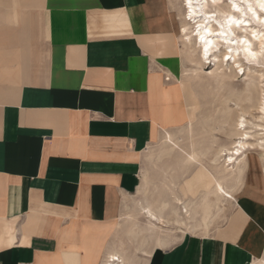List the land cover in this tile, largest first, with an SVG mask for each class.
<instances>
[{
	"label": "crops",
	"instance_id": "0c3cea01",
	"mask_svg": "<svg viewBox=\"0 0 264 264\" xmlns=\"http://www.w3.org/2000/svg\"><path fill=\"white\" fill-rule=\"evenodd\" d=\"M178 29L171 0H0V264L264 257V161L253 149L213 232L137 249L123 233L142 166L195 115Z\"/></svg>",
	"mask_w": 264,
	"mask_h": 264
},
{
	"label": "bare ground",
	"instance_id": "6f19581e",
	"mask_svg": "<svg viewBox=\"0 0 264 264\" xmlns=\"http://www.w3.org/2000/svg\"><path fill=\"white\" fill-rule=\"evenodd\" d=\"M171 1L173 7L177 9L181 21L179 41H181L186 58H191L189 59L190 62H194L196 67L192 69L193 74H196L201 69L203 60L210 58H213L216 62L214 63V69L210 70L207 74L220 82L223 79L236 78L239 71L241 75L246 77L249 74V70H251L250 68L254 67V65L263 64L264 66V16L260 13L261 9L264 10V0ZM221 45L222 48L220 47ZM206 47L208 48L207 53H205ZM216 52H219V56ZM241 60L248 64L247 69L240 63ZM223 62L231 64L226 67L228 72H222ZM253 71L259 72L258 76L256 74L253 75L254 77L257 76L258 81H248L246 78H243L242 92L246 94V91H251V87H255L258 92L260 91L256 103L258 115L255 116L258 122L253 123L249 119H246L245 113L248 110L244 109V106L238 105L242 102L240 99L241 101L236 104L239 108L235 111L236 115L233 124L234 137L229 145L215 148L216 152L212 158H209L210 163H212L211 166H208L204 162V153L199 151L195 146L197 145V140L194 136L196 132L194 133L193 129L194 117L183 128L180 127L181 129L175 132L165 131L162 134L160 145H158V155L164 156L165 159H168V162L164 161L160 166L156 165V167L158 166V170L163 174L171 171L174 167H179L182 177H184L183 181L178 183L181 193L185 194L188 191L194 194L198 188H201L198 193L200 194V204L196 208L191 209L189 203L182 198L183 196L180 197L179 194L173 192H171L172 196L170 195L168 200L163 198L165 195H162V198H154L152 194L154 191L151 192L145 187L150 182L153 187L156 184L153 182V179L141 173V185L138 186L137 190L139 191L144 187V191L147 194L145 195L144 203L143 201H135V205L138 206L136 214H142L145 218V224L141 226L133 221L129 229L130 233L134 234V236L141 235L140 241L145 242L148 239H153L159 245H163L162 241H165V239L160 237V232L157 230H160L161 227H169V224H174L175 226L185 225L183 222L184 217L191 218L192 220L190 225H186L189 232L196 233L197 230H201L203 220L208 218V222H211L210 216H208V209L211 205V203L210 205L208 203L211 197L214 198L213 202L217 211L222 212V214H219V216L217 214L216 216L223 219L226 214L225 208L221 207V205L223 206L233 200L232 191L236 183L240 181V174L243 170L244 160L242 163V156L250 149L258 150L261 159L264 161V132H259L264 129V124L262 123L264 121V90L263 85H259V82H262L260 78L264 75V71L261 69H253ZM253 76L251 77L253 78ZM227 100L228 98L226 99L225 97L223 104L224 107L226 106L225 109H228L227 118L231 119L232 110L228 107ZM248 124H251V126H248ZM202 127H205L204 124ZM253 128L254 130H252ZM183 131L188 133L190 141L187 149L179 143L177 137L178 133ZM214 143L215 140H210L206 144L204 143V145H208L205 146L204 151L213 149L215 147ZM210 152L213 153L212 151ZM169 174L171 173L169 172ZM162 180L160 182H163ZM228 180L231 181L230 184L226 183ZM169 181V184L171 181L173 182V180ZM169 184L161 183L169 192L172 190V187H177L175 184L172 186ZM128 198H124L123 213L121 214L122 222L124 223L128 221L127 219L133 220V217H135V215L133 217L127 215L130 214L129 211L128 213L126 212V208L129 207V204H126L127 200H129ZM194 199L195 197L190 199V202H196ZM166 211H168V214ZM196 215L200 216V220H194ZM106 257L112 258L111 262L114 260L119 261V255L115 252H108ZM121 261L124 262L123 259ZM254 264H264V257L258 258Z\"/></svg>",
	"mask_w": 264,
	"mask_h": 264
},
{
	"label": "rangeland",
	"instance_id": "374dc122",
	"mask_svg": "<svg viewBox=\"0 0 264 264\" xmlns=\"http://www.w3.org/2000/svg\"><path fill=\"white\" fill-rule=\"evenodd\" d=\"M260 13L264 16V10L261 9ZM174 14H176V16L178 18V22H180V26H181L180 17H179V14H178V11L176 8H174ZM178 30H179L178 34L180 35V29H178ZM240 33L242 34V32H240ZM220 47L222 48V45ZM183 51H184V49H183ZM216 54H218V56H219V52H216ZM238 58H240V57H238ZM189 59H191V58H186V55L184 54L185 62H183V64H182L180 81H181L182 85H183L182 81H184L185 84L189 87L188 89L190 92H192V96H193L194 101H195V110L196 111H195L194 123H193L194 133L196 132L194 134V136H195V139L197 140V143L195 142L197 145H195V146L197 149H199V151L204 153V155H203L204 162L208 166H211L212 163H210L211 161L209 158H212V156L216 152L215 148H218L219 146H223V145H229L232 138L234 137V135H233V124H234V119H235V115H236L235 111L238 110L239 106H241V107L244 106L243 108L248 110L245 113L247 120L249 119L250 122H253V123L258 122L257 119L255 118V116L258 115V110L256 109V103H257V98L259 97L260 91L258 92V90H256L255 87L254 88L251 87L250 88L251 91H248V92L246 91V94H245V92H242V83H243V78H246L248 81L249 80L250 81H253V80L258 81V78H257L258 75L257 74L259 72L253 71V69H257V70L261 69L262 71H264V66H263V64L262 65L261 64L254 65V67H252L253 69L250 68L251 70H249L248 76L245 77L244 75H241V73L239 71L238 76L236 78H233L234 80L233 79H227V80L223 79V80H221L222 82H220L219 80L217 81L213 76H210L209 74H207V73H209L210 70L214 69V63L216 62V60H214L213 58L203 60V65H202L201 69L198 70L199 73L197 72L196 74H193L192 69L196 68V67L194 65V62H190ZM229 62H232V61H229ZM240 63L243 64V66L247 69L248 64H246L245 61L241 60ZM183 65L185 66L184 70H183ZM229 65H231V64L230 63L226 64L225 62H223L222 72L223 71L228 72V70H226V67ZM250 72H252V73H250ZM254 74H256L257 76L255 75L256 77H254L253 76ZM250 75L253 76V78ZM260 80H262V82H259V85H263V90H264V75L260 78ZM246 95H248V96H246ZM225 97H226V99L228 98V100H227L228 107L230 108V110H232V118L231 119L227 118V110L228 109H225L226 106L224 107V104H223ZM240 99L242 100V102L240 104H238V102L241 101ZM236 104H238L239 106H237ZM262 123L264 124V121H262ZM203 124L205 126L204 128L202 127ZM248 126H251V124H248ZM252 130H254V128ZM204 131H206V132H204ZM259 132H264V129L260 130ZM177 137H178L179 143L181 145H183L184 148L187 149L189 147V143H190L188 133L183 131L181 133H178ZM210 140H215V143H214L215 147L209 151H207V150L204 151L205 146H208V145H204V143L206 144ZM155 149L156 150H153L154 152L151 154L152 156L147 158L148 159V163L146 164L147 166L146 167L142 166V173H144L145 176H148L151 179H153V182L156 184L157 187L156 186L153 187V185L150 182L145 188H148V190H150L151 192L154 191L152 193L154 198H156V199L162 198L163 197L162 195H165L163 198L168 200L170 198V195L172 196L171 192L177 193L180 195L181 191L178 187V183H181L183 181L184 177H182L181 169H179V167H174L171 171H168L167 173H164V174L161 171H159L157 167L160 166L161 163L164 161L168 162V159H165L164 156H159L158 155L159 152H158L157 147ZM210 151H212L213 153H211ZM258 153H259V151H258ZM151 158H152V160L150 161ZM208 159H209V161H208ZM156 165H158V166L156 167ZM169 172L171 174H169ZM162 179H164V180H162ZM168 179L170 181L173 180V182L172 181L170 182ZM161 180L167 184H169L168 183V181H169L170 186L175 184V185H177V187L176 188L172 187V190L169 192L165 188L164 185H161V183H163V182H160ZM227 182H228V184H230L231 181L228 180V181H226V183ZM140 185H141V183H140ZM145 188L142 187L141 190H139V191L137 190L136 193H134V195L131 198H129V200H127V203H126L127 205L129 204V207L126 208V212L128 213V211H129V213H130L127 215H130L131 217H133V215H135V217H133V220L127 219L129 222L128 221H126L125 223L123 222L125 224V226H123L122 230H123V233L126 234L128 237H132V238L136 239L137 245H136L135 249L142 247L146 243L151 244L150 247H155V246L159 245V243L153 239H148L145 243H142V241H140L142 238L141 235L139 234V236H137V235L134 236V234L130 233V230H129L131 228V223L133 221L137 222V224H140L141 226H143V224H145V218L142 216V214H136L138 212L137 211L138 206L135 205V201H143V203H144V198H145V195L147 194L144 191ZM150 191H149V193H151ZM168 193H169V195H168ZM199 195L200 194H197L198 197L196 196L194 199V201H196V202H190L189 200L186 201L191 206V209L196 208L197 205L200 204V201H199L200 196ZM213 201H214V198L211 197L210 202L208 203L209 205L211 203V205L209 206V209H208L209 210L208 216H210L211 222H208V218L206 220H203L202 221L203 227L201 228V230H197L196 234H209L210 232H213L214 229L223 222L224 219L222 220L220 217L219 218L217 217V216H219V214H222V212L217 211V208L215 207V204ZM227 204L229 205V203H226L223 206L221 205V207L225 208L224 209L225 214H229L232 211V207L228 206V208H227ZM166 212L168 214V211H166ZM166 212H165V214H166ZM166 215H165V217H166ZM194 220L195 221L200 220V216L196 215ZM183 222L185 223V225L175 226L174 224H169V227H161L160 230L159 229L157 230L160 232L159 233L160 237L162 239H165V241H162L163 245L164 244L169 245V243L171 244V241L174 242L176 239H178V237L180 235H182L183 233L188 231L186 225H190L192 223L191 218L184 217ZM191 233H195V232H191ZM144 251H146V250H144ZM111 261H112V258L107 257L105 262H106V264H113V263L115 264L117 262V260H115L113 262H111ZM109 262H111V263H109Z\"/></svg>",
	"mask_w": 264,
	"mask_h": 264
},
{
	"label": "snow or ice",
	"instance_id": "6c2138e0",
	"mask_svg": "<svg viewBox=\"0 0 264 264\" xmlns=\"http://www.w3.org/2000/svg\"><path fill=\"white\" fill-rule=\"evenodd\" d=\"M207 52H208V48L206 47V48H205V53H207Z\"/></svg>",
	"mask_w": 264,
	"mask_h": 264
},
{
	"label": "built area",
	"instance_id": "2783aa9c",
	"mask_svg": "<svg viewBox=\"0 0 264 264\" xmlns=\"http://www.w3.org/2000/svg\"><path fill=\"white\" fill-rule=\"evenodd\" d=\"M165 78H167V77H165Z\"/></svg>",
	"mask_w": 264,
	"mask_h": 264
}]
</instances>
